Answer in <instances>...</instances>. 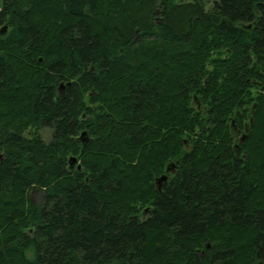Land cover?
Instances as JSON below:
<instances>
[{
	"label": "trees",
	"instance_id": "trees-1",
	"mask_svg": "<svg viewBox=\"0 0 264 264\" xmlns=\"http://www.w3.org/2000/svg\"><path fill=\"white\" fill-rule=\"evenodd\" d=\"M0 264H264V0H0Z\"/></svg>",
	"mask_w": 264,
	"mask_h": 264
},
{
	"label": "water",
	"instance_id": "water-1",
	"mask_svg": "<svg viewBox=\"0 0 264 264\" xmlns=\"http://www.w3.org/2000/svg\"><path fill=\"white\" fill-rule=\"evenodd\" d=\"M60 89H62V86H60ZM83 136H84V132L80 135V139H82ZM242 140H243V138H242ZM69 162H70V166L73 167L76 163V159L74 157H71L69 159ZM77 168L80 169L79 166ZM165 180H166V176H162L161 178H159L158 183H161L162 181H165Z\"/></svg>",
	"mask_w": 264,
	"mask_h": 264
},
{
	"label": "rangeland",
	"instance_id": "rangeland-1",
	"mask_svg": "<svg viewBox=\"0 0 264 264\" xmlns=\"http://www.w3.org/2000/svg\"><path fill=\"white\" fill-rule=\"evenodd\" d=\"M159 178L156 180V182L158 183ZM30 199L36 203L39 204L40 200H41V196L37 193V192H32V194H30Z\"/></svg>",
	"mask_w": 264,
	"mask_h": 264
},
{
	"label": "flooded vegetation",
	"instance_id": "flooded-vegetation-1",
	"mask_svg": "<svg viewBox=\"0 0 264 264\" xmlns=\"http://www.w3.org/2000/svg\"><path fill=\"white\" fill-rule=\"evenodd\" d=\"M173 168V167H172ZM171 172H174V168L171 170ZM160 186V183L158 184V187Z\"/></svg>",
	"mask_w": 264,
	"mask_h": 264
}]
</instances>
